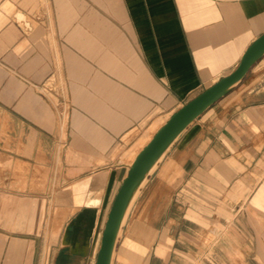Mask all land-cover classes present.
I'll return each mask as SVG.
<instances>
[{
	"label": "crops",
	"instance_id": "1",
	"mask_svg": "<svg viewBox=\"0 0 264 264\" xmlns=\"http://www.w3.org/2000/svg\"><path fill=\"white\" fill-rule=\"evenodd\" d=\"M148 4L0 0V155L12 158L13 171L64 172L55 194L7 191L22 201L0 202V264H96L130 169L118 145L127 148L135 132L168 121L192 95L230 75L264 34V0H172L169 26L151 37ZM88 67L96 76L91 114L79 98ZM69 93L76 102L63 138ZM262 172L264 57L158 165L130 211L114 264H243L238 252L255 241L261 249L260 227L246 242L239 223L247 203L261 201ZM241 183L256 191L229 211V188ZM130 218L141 227L129 228Z\"/></svg>",
	"mask_w": 264,
	"mask_h": 264
},
{
	"label": "rangeland",
	"instance_id": "2",
	"mask_svg": "<svg viewBox=\"0 0 264 264\" xmlns=\"http://www.w3.org/2000/svg\"><path fill=\"white\" fill-rule=\"evenodd\" d=\"M148 1V5L150 8V12H149V17H148V22H149V36L151 37L153 34H157V30H160L161 27L163 26V24L166 23V26H169V22L172 20L173 17V12H171V10H169V8L171 7V3L172 0H147ZM86 15H88V17L91 18L92 14L90 12H86ZM134 20H136V23L139 24L142 20L140 19V16H135L134 14ZM144 21V19H143ZM165 31H166V27H165ZM128 32H130L128 30ZM139 32H141L140 28L135 26V22H134V30H132V34H138ZM167 32V31H166ZM91 33V32H90ZM94 77H96L95 75H93L92 73V67H88L85 70V74H84V90L81 92V99L84 100V102H86V106H85V111H89V113L91 114L93 107L91 106L92 100L94 99V96L96 97L95 91H93V83H94ZM108 77V76H107ZM122 78L124 76H121ZM105 76H102V83H106L107 79H105ZM120 78V79H122ZM200 92H197L196 94L192 95L191 98L197 97V95ZM75 94V92H74ZM190 98V99H191ZM68 103L66 108H64V113H65V119L64 122L67 121V123H60V130H64L62 137L65 138V134L68 128V122H69V114H71L72 112V106H71V102H76V96H72L71 93H69L68 97H67ZM88 104V105H87ZM67 115V116H66ZM169 116L165 117L163 120L159 121V123L153 125L149 131H147L146 133L137 136L136 134H138V132H135L133 134V140H132V144H130L129 146H127L131 141V139H126V143L124 142L123 145H126L127 148H125L122 145H118L117 150V155H120V153H123L122 157L126 159V163L128 166V168H130L131 163L133 164L134 159L136 157V155L139 153V151L144 147L145 143L155 135L157 129L164 124L165 122H167V118ZM66 126H65V125ZM64 125V126H63ZM63 127V128H61ZM66 127V128H65ZM137 137V138H136ZM134 138H136L134 140ZM59 145H63L61 142L58 143V148H60ZM135 156V157H134ZM58 162L61 163L62 161V156L61 154H58V156L56 157ZM5 159V160H4ZM3 156L0 155V202L5 203V201L9 200L12 197H16L17 200H19L18 198H20L19 196H14L12 193L13 191L17 192H27V193H32V194H39V195H44L45 193L50 192V190L52 191L53 194H55L57 191H59L62 187H61V180L63 177L64 172H62L61 170H34V171H27V170H22V169H18L21 168L19 167V165H17V169L15 171H13L12 167V158H4ZM124 159V160H125ZM133 161V162H132ZM18 164H20L18 162ZM22 164V162H21ZM60 166V165H59ZM13 179H16L17 183L16 184H9L12 182ZM55 181L52 183L51 187H48L47 184H49V181ZM261 183L264 182V172H262L261 174V178H260ZM7 191H11L10 193H8ZM253 191H256L254 186H245L243 183L238 184L234 187H230L229 188V195L227 197V200L230 201L229 206L230 209L229 211H231V209H234L235 207H241L242 206V202L245 201ZM14 192V193H15ZM260 193V195H262L261 197V201L259 202V200L257 199V201L255 203H247V205L245 206L244 211L246 212V218L242 219L241 222L239 223V225H242L245 228V240L246 242H249V240L253 241V235L254 234H250V233H254V230L257 227H260V231L261 234L260 235H255V238H259V244L261 246V249H258V244L257 241H255V246H253V248L251 249H246V251L244 252H238V255H236L234 258L237 257V260H239V263H243V264H264V217L263 216H257L254 217L253 215V206L254 208L258 211L261 210L262 213L264 214V184L262 185V187L260 188V191L258 192L257 190V194ZM23 198V197H22ZM22 201V200H19ZM239 202V204H238ZM241 202V203H240ZM238 204V205H237ZM55 203L52 204V207H54ZM113 205V203H112ZM112 205L110 206V209L112 207ZM54 209V208H53ZM0 210H3L2 205L0 204ZM141 210L140 207V203L138 202L136 204V206L134 207V216H137V213ZM52 214V212H51ZM133 216V215H132ZM132 218V217H131ZM129 220L127 226L129 228H132L133 226L136 228H140L141 225L139 224L140 220L136 219L137 224H135V220ZM135 218V217H134ZM226 222V220H224ZM228 221H234L233 219H228ZM236 221V220H235ZM132 222V223H131ZM218 223H220L219 221H217ZM105 227V226H104ZM40 229L43 230V232L45 231V218L42 222V225L40 226ZM43 236V234H42ZM123 261V260H122Z\"/></svg>",
	"mask_w": 264,
	"mask_h": 264
},
{
	"label": "water",
	"instance_id": "3",
	"mask_svg": "<svg viewBox=\"0 0 264 264\" xmlns=\"http://www.w3.org/2000/svg\"><path fill=\"white\" fill-rule=\"evenodd\" d=\"M263 57L264 34L247 49L240 64L230 75L178 110L138 154L110 209L96 264H114L122 231L137 197L176 142L214 105L238 88Z\"/></svg>",
	"mask_w": 264,
	"mask_h": 264
},
{
	"label": "bare ground",
	"instance_id": "4",
	"mask_svg": "<svg viewBox=\"0 0 264 264\" xmlns=\"http://www.w3.org/2000/svg\"><path fill=\"white\" fill-rule=\"evenodd\" d=\"M244 54H245V53H244ZM244 54H243V55H244ZM242 57H243V56H242ZM218 82H219V81H218ZM216 83H217V82H216ZM216 83H215V84H216ZM66 116H67V115H66ZM64 119H65V118H64ZM65 120H66V119H65ZM65 122L67 123V121H65ZM65 122L63 121V123H65ZM64 125H65V124H64ZM64 125H63V126H64ZM65 126H66V125H65ZM61 128H63V127H61ZM65 128H66V127H65ZM63 132H64V130H63ZM156 133H157V132H156ZM156 133H155V134H156ZM154 136H155V135H154ZM154 136H153V137H154ZM153 137L150 138V139L145 143L144 147L139 151V153H140V152H141V151H142V150H143V149H144V148L150 143V141L153 139ZM139 153H138V154H139ZM138 154L136 155V157L138 156ZM134 157H135V156H134ZM136 157H135V159H136ZM135 159H134V161H135ZM132 162H133V161H132ZM133 163H134V162H133ZM131 164H132V163H131ZM132 165H133V164H132ZM132 165H131V166H132ZM106 221H107V220H106Z\"/></svg>",
	"mask_w": 264,
	"mask_h": 264
}]
</instances>
